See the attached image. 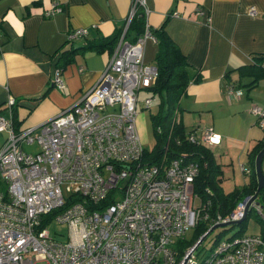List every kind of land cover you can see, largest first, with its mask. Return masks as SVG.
<instances>
[{
    "label": "built area",
    "instance_id": "obj_1",
    "mask_svg": "<svg viewBox=\"0 0 264 264\" xmlns=\"http://www.w3.org/2000/svg\"><path fill=\"white\" fill-rule=\"evenodd\" d=\"M138 7L145 16V0H132L111 55L72 105L37 125L16 128L10 116L15 97L9 95V116L0 112V130L7 132L0 147L6 182L0 189V264H264L261 233L219 234L199 258V243L178 244L198 222L210 228L241 219L250 195L225 215L211 214L210 199L193 189L196 160L167 159L165 153L157 161L143 159L135 117L140 102L149 108L155 98L140 99L138 91L150 86L158 71L143 56L146 40H154L148 23L134 39L125 35ZM61 9L52 0L44 14ZM248 10L255 13L253 6ZM87 32L76 27L66 39ZM60 70L51 82L62 88ZM226 91L235 97L242 92L233 82ZM249 109L264 129V103L253 102ZM187 138L208 147L220 140L209 126ZM22 143H34L36 150L27 151ZM251 205L260 211L258 203ZM51 219L66 224L64 238L50 234Z\"/></svg>",
    "mask_w": 264,
    "mask_h": 264
},
{
    "label": "crops",
    "instance_id": "obj_2",
    "mask_svg": "<svg viewBox=\"0 0 264 264\" xmlns=\"http://www.w3.org/2000/svg\"><path fill=\"white\" fill-rule=\"evenodd\" d=\"M51 1L0 0V112L9 116L5 107L9 95L14 96L10 116L16 128L37 125L79 100L111 55L108 50L83 49L66 62L61 55L69 47L67 32L88 30L72 39L73 46L86 37L108 35L123 26L132 2L58 0L62 9L46 16ZM145 5L148 25H162L187 59L190 80L179 99L181 121L186 127L209 126L219 134V142L210 147L222 173L229 164L232 172L239 167L242 178L234 182L243 184L247 175L241 166H248L247 152L264 134L249 109L253 102L264 103V76L247 86L251 76L237 66L248 63L250 54L264 52V0H145ZM250 6L254 14L248 12ZM173 10L176 15L170 14ZM156 51L155 40L147 39L144 60L153 63ZM56 68L61 69L62 88L51 82ZM228 82L245 88L232 96L226 91ZM6 134L0 130V147ZM253 219L254 226L245 232L260 233Z\"/></svg>",
    "mask_w": 264,
    "mask_h": 264
},
{
    "label": "trees",
    "instance_id": "obj_3",
    "mask_svg": "<svg viewBox=\"0 0 264 264\" xmlns=\"http://www.w3.org/2000/svg\"><path fill=\"white\" fill-rule=\"evenodd\" d=\"M144 24V14L141 7H138L126 29V37L132 40L138 34H141L144 31ZM121 28L116 27L112 33L105 36L86 37L79 46H73L72 40L67 39L70 42L68 44L69 47L61 56L64 55L67 62L70 61L72 54L77 50L93 49L111 52ZM149 28L157 43V51L153 63L156 65L158 73L153 83L146 87V91L154 96V101L157 102L158 108L154 113L150 114L155 142L150 149L145 147L143 159L157 161L161 158L162 153H165L167 159L182 155L185 159L196 160L199 166L198 172L194 177V191L201 198L210 199L211 214L220 213L225 215L239 200L256 192L257 179L254 169V158L257 151L264 144V134L247 152L248 166L244 165L242 166L243 168L241 167L247 175L246 182L235 186L230 192H224L220 183L222 168L216 160L211 147L197 140L191 141L187 138L189 133L198 134L202 127L198 125L186 127L179 117V99L185 93L186 85L190 80L186 56L181 52L175 41L169 37L162 25L157 28ZM263 57L264 52L250 54L248 63L237 66L241 74L251 76L247 86L254 85L260 77L264 76V65L261 62ZM193 79L198 80L197 77ZM157 126L161 127L160 131H158ZM252 201L259 204L260 211L251 205L250 202L244 216L236 223V228L232 234L245 232L246 220L249 215H253L261 226L260 233L264 238V185L259 188ZM106 202L108 200L103 201V204ZM207 228L206 222H198L192 229L191 237L179 240L178 244H192ZM223 230L215 234L212 242Z\"/></svg>",
    "mask_w": 264,
    "mask_h": 264
},
{
    "label": "rangeland",
    "instance_id": "obj_4",
    "mask_svg": "<svg viewBox=\"0 0 264 264\" xmlns=\"http://www.w3.org/2000/svg\"><path fill=\"white\" fill-rule=\"evenodd\" d=\"M240 88L244 89L245 87L240 85ZM146 95H148V92L146 91L144 87L138 91V96L140 99H142ZM157 108H158V105L156 101H154L149 108L144 107V105H142V102H140L138 104L137 113L135 117L136 128L140 136L141 142L148 149H150L155 142V136H154L151 121H150V114L154 113L157 110ZM22 147L27 151L36 150V144L34 143L32 144L22 143ZM216 152H217V149H216ZM227 161L229 162V158L227 159ZM228 167H229L228 170L225 171L224 174L221 172V177H220L221 187L224 192H230L234 189V187L237 185V183L234 182L235 178L239 176H240V179L242 178V173L239 170V167L235 168L234 172L231 171L230 164L228 165ZM262 169L264 170V157L262 159ZM0 179L3 180V187L5 188L6 182L4 181L1 175H0ZM0 184H2V181L0 182ZM195 202H198V199H195ZM254 224L255 223H254L253 216L249 215V217L246 220L247 226L245 227V230L246 231L251 230V226L252 225L254 226ZM46 226L51 235H55L60 238L65 237L66 232H67V226L65 223H60V222H57L55 219H51L50 221H48ZM235 228H236V224H226V225L217 226L213 228L206 235V237L202 240V242L198 244L195 250L197 257L199 258L201 251L202 253H204L206 248H208L209 245H211L212 238L215 236L216 233H218V231L224 229L222 233L218 236V237L223 238V237L231 235L232 232L235 230ZM185 235L187 238L191 237L192 229L187 230ZM38 264H42V263H38Z\"/></svg>",
    "mask_w": 264,
    "mask_h": 264
},
{
    "label": "water",
    "instance_id": "obj_5",
    "mask_svg": "<svg viewBox=\"0 0 264 264\" xmlns=\"http://www.w3.org/2000/svg\"><path fill=\"white\" fill-rule=\"evenodd\" d=\"M264 157V144L263 146L257 151L255 158H254V169H255V174H256V179H257V188H256V192L254 194H252L250 196V198L248 199V201L246 202L245 205V211L247 210V207L249 205V203L255 198L257 191L259 190V188L261 186L264 185V173H263V169H262V159ZM240 219L237 220H232L228 223H218V224H214L212 225L210 228H208L205 232H203L199 238L196 240L195 244L200 243L205 237L206 235L215 227L217 226H222L225 224H236L237 222H239Z\"/></svg>",
    "mask_w": 264,
    "mask_h": 264
}]
</instances>
